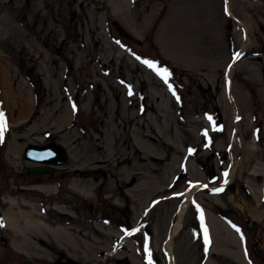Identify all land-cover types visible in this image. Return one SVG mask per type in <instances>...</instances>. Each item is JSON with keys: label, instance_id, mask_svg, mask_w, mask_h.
<instances>
[{"label": "rangeland", "instance_id": "rangeland-1", "mask_svg": "<svg viewBox=\"0 0 264 264\" xmlns=\"http://www.w3.org/2000/svg\"><path fill=\"white\" fill-rule=\"evenodd\" d=\"M50 1L0 0V264H148L146 243L152 264H167L176 194L197 183L174 264H264V0H84L97 37L75 19L77 3ZM119 55L121 68L102 67ZM145 60L168 69V82ZM157 89L158 122L141 98ZM49 142L65 160L27 174L37 164L24 148ZM114 156H134L140 173ZM20 211L67 234L10 226ZM219 219L238 236L218 231Z\"/></svg>", "mask_w": 264, "mask_h": 264}, {"label": "bare ground", "instance_id": "bare-ground-1", "mask_svg": "<svg viewBox=\"0 0 264 264\" xmlns=\"http://www.w3.org/2000/svg\"><path fill=\"white\" fill-rule=\"evenodd\" d=\"M66 3H77L80 8H81V12L79 14L75 13V10H71V12L74 14L75 19L81 24L83 25L84 29L86 30V32L91 36V37H97L100 32H98V27H97V19L95 18V16L92 15H87V13L85 12V10L82 8V5L85 3L84 0H65ZM95 3H101L102 7H106L105 4V0H94ZM43 5H45L46 7H50L52 5V2L50 0H42ZM85 6V4H84ZM244 38L245 41L243 42L241 48L239 49V52H241L244 48V46L247 43L248 37L247 34H244ZM100 45L103 46L102 43H100ZM106 48H108V50H110L109 48H111L110 46H106ZM106 50V49H105ZM107 52V51H106ZM237 57L235 56L234 59H236ZM119 62H115L112 58L108 59V60H101L100 61L102 63V67L103 68H114V66H116L118 69L122 67V59L123 56L119 55ZM133 67L136 68L137 65L135 63H133ZM232 71V66L230 64L229 66V73L231 74ZM138 78H140L138 76ZM140 80V79H139ZM143 82V79L141 78L140 83ZM156 82V81H155ZM157 83V82H156ZM156 83H154L156 86ZM228 97L231 96V87L230 85H228ZM142 100L144 99L145 103H146V108L148 110L151 111L153 119H155L156 122H158L163 114L162 112L164 111V106L162 104L164 96L161 94L160 90H152V91H145L142 96H141ZM2 109V108H1ZM236 115L235 113H233L232 118L235 119ZM139 125L140 128H143V123H137ZM150 127V133L148 134L149 136H151V134H153V127ZM147 134H144V136H148ZM235 137V135L233 136V138ZM232 138V139H233ZM234 141V139H233ZM59 145V144H58ZM61 145V144H60ZM25 149V148H24ZM15 152V151H14ZM18 153V152H17ZM138 155V153H136V156ZM18 157L13 156V162L15 164L16 160ZM133 158H135L134 156H128V157H124L122 159H120V157L114 156L113 160H114V165H118V164H122L123 167L122 169L124 171H128L129 173H132L133 170H136L135 168V164L133 162ZM162 160V158H155L154 162L158 163ZM30 161V160H29ZM109 159H104V158H100V160L96 161V162H107L105 163L106 165L109 164ZM37 165H39L38 163H36ZM47 164V163H46ZM16 165V164H15ZM112 165V164H111ZM110 165V166H111ZM47 166H51L49 163L47 164ZM100 169L104 170V167H101ZM155 168L152 167V171H154ZM69 172L71 174H79L78 169H71L69 170ZM140 172H134L133 174L136 176L138 175ZM174 173V172H173ZM231 175V173H230ZM229 175V177L231 178V176ZM201 187L200 183L194 184L192 186H189L187 189H185V191L183 192L182 198L180 203L178 204V208H177V212H176V218L175 221L171 224L169 231L167 232V234L164 237L163 240V250L167 256L168 259V263L167 264H174V256H173V250H172V242L174 237L176 236V234L178 233L182 222H183V217L185 214V211L187 210V207L190 203V200L192 199V197L194 196L196 190L198 188ZM10 202L12 203V205H17L16 201L14 200H10ZM15 207V206H13ZM19 219H22L24 221V223H27L29 225H31L32 227H35L36 229H38L39 231H44L46 233H49L51 235H53L54 237H57L61 234H67V231H65L64 229H60L59 227L55 228L53 227L52 229L49 228L48 226L46 227L45 224H36L34 221H32L29 216L27 214H25V212H11L9 216H6V221L10 226H16L19 222ZM221 223L216 224L217 226V230L221 231L222 226L225 230L229 231L231 234H233V236L236 238L238 235H236V232L233 230V228H231L227 223H225L223 220L219 219ZM207 228V226H205ZM207 234H209L208 228H207ZM240 245V244H238ZM241 255H243L241 253ZM242 257V256H241Z\"/></svg>", "mask_w": 264, "mask_h": 264}, {"label": "water", "instance_id": "water-1", "mask_svg": "<svg viewBox=\"0 0 264 264\" xmlns=\"http://www.w3.org/2000/svg\"><path fill=\"white\" fill-rule=\"evenodd\" d=\"M23 157L39 165L29 166L26 173L29 175L52 174L53 167L48 163L60 164L66 158V151L61 145L49 142L45 145L29 144L23 150ZM47 163V164H46Z\"/></svg>", "mask_w": 264, "mask_h": 264}, {"label": "snow or ice", "instance_id": "snow-or-ice-1", "mask_svg": "<svg viewBox=\"0 0 264 264\" xmlns=\"http://www.w3.org/2000/svg\"><path fill=\"white\" fill-rule=\"evenodd\" d=\"M226 11H227V8H226ZM236 57L239 58V53L236 54ZM144 63L147 64V66L149 68H151L154 71H156V73L159 76H161V78L165 81V83L168 82V78L170 76V73H169L168 69L158 67L157 64L155 62H153V61L145 60ZM169 88H170V90L173 91V94L175 95V91H174V89L172 88L171 85H169ZM131 94L132 93H131V90H130L129 91V95H131ZM73 107L75 108V105H73ZM208 118H209V120H211V117H208ZM6 129H7V121H6L5 113L3 111H0V139L3 138V134L6 131ZM204 135L207 136V131L204 132ZM189 151L191 152L192 149H189ZM227 175H228V173L225 172L224 176L227 177ZM225 183H227L226 180H225ZM202 187L207 188L208 185H202ZM213 191L214 192H221V191H223V187L213 189ZM176 195H183V194L182 193H177ZM197 208H199V205H197ZM200 219H201V221H203V211H202V209L200 210ZM233 227L235 228L236 226L233 225ZM236 230L238 232L240 231L239 228H236ZM204 231H205V237H206L205 242L207 243L208 241H207V228L206 227H205ZM126 234H131V233L126 232ZM145 250L148 251V264H152L151 252L148 250L147 243L145 244Z\"/></svg>", "mask_w": 264, "mask_h": 264}]
</instances>
